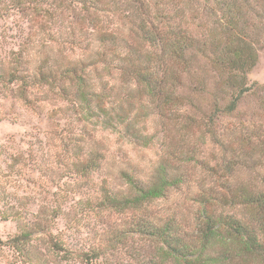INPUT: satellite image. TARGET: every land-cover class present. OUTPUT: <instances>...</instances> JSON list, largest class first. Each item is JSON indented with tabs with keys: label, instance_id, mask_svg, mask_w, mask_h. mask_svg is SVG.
Segmentation results:
<instances>
[{
	"label": "trees",
	"instance_id": "trees-1",
	"mask_svg": "<svg viewBox=\"0 0 264 264\" xmlns=\"http://www.w3.org/2000/svg\"><path fill=\"white\" fill-rule=\"evenodd\" d=\"M10 1L6 8L21 11L33 3L36 39L28 44L32 55L23 48L11 56L1 81L20 83L27 103L32 85L71 95L82 113L156 151L144 163L130 158L115 167L112 160L121 187L102 180L86 200L94 210L128 215L119 226L107 224L102 241L72 250L44 220L4 245L24 264H49V253L112 264L107 255L130 238L140 246L124 253L136 264H264V130L225 120L251 91L247 74L258 49L252 15L264 0ZM67 10L77 25L65 30ZM67 46L82 53L65 57ZM150 122L160 128L152 131ZM70 155V170L80 175L110 167L92 141ZM35 235L43 236V252L30 247Z\"/></svg>",
	"mask_w": 264,
	"mask_h": 264
},
{
	"label": "rangeland",
	"instance_id": "rangeland-1",
	"mask_svg": "<svg viewBox=\"0 0 264 264\" xmlns=\"http://www.w3.org/2000/svg\"><path fill=\"white\" fill-rule=\"evenodd\" d=\"M1 2L0 70L7 69L11 56L23 48L28 56L33 54L32 46L28 44L36 39L34 32L37 28L32 16L33 3L21 11L6 8L10 0ZM73 14L67 10L61 16L65 30L71 23L72 27L77 25L71 19ZM262 16L264 5L260 6L258 15H252L258 49L257 63L247 74L251 91L242 99L233 116L225 120L229 123L253 121L264 130V108L261 105L264 94ZM61 50L69 58H77L82 53L78 47H61ZM19 84H6L0 79V264H24L21 256L4 242L34 221L47 220L51 234L72 250L85 251L88 246L102 241L107 224L119 226L126 222L128 215L94 210L86 200L96 194L102 180L121 187L122 181L116 178V170L111 168L112 160L116 161L115 167L119 161L130 158L144 163L156 151L154 147L138 149L121 137L119 126L112 128L100 122L99 118L82 113L71 95L65 99L55 88L45 85L26 87L25 95L30 101L27 103L20 97ZM151 118L156 120L157 116ZM148 127L155 131L160 124L150 122ZM91 141L106 150L110 167L87 175L71 171V163L75 160L71 158L70 151H76ZM107 172L112 174L110 179L105 177ZM175 195H171L172 198ZM137 241L136 238L128 239L122 251L107 255V258L112 264H136L124 249L130 251V244L140 246V241ZM45 246L41 235H35L30 242L32 249L42 252ZM47 255L49 264H80L78 260L63 261L51 253Z\"/></svg>",
	"mask_w": 264,
	"mask_h": 264
}]
</instances>
